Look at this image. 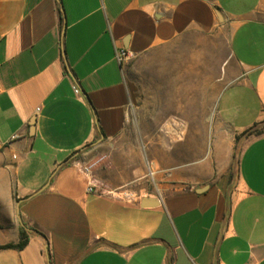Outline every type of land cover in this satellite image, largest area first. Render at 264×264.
Returning <instances> with one entry per match:
<instances>
[{
	"label": "crops",
	"instance_id": "obj_1",
	"mask_svg": "<svg viewBox=\"0 0 264 264\" xmlns=\"http://www.w3.org/2000/svg\"><path fill=\"white\" fill-rule=\"evenodd\" d=\"M160 47L212 63L229 133L206 157L180 153L158 193H101L85 159L138 102L124 60ZM263 120L264 0H0V144L17 198L0 245L27 232L0 264H264V132L240 138Z\"/></svg>",
	"mask_w": 264,
	"mask_h": 264
},
{
	"label": "rangeland",
	"instance_id": "obj_2",
	"mask_svg": "<svg viewBox=\"0 0 264 264\" xmlns=\"http://www.w3.org/2000/svg\"><path fill=\"white\" fill-rule=\"evenodd\" d=\"M191 55L173 59L170 47H160L124 60L139 99L123 133L98 142L85 159L96 190L122 198L130 193L131 199L143 188L140 194L158 193L166 167L180 153L188 161L201 159L224 141L229 130L214 109L220 87L216 69L205 57ZM15 186L13 161L0 144V213L7 207L15 214Z\"/></svg>",
	"mask_w": 264,
	"mask_h": 264
},
{
	"label": "trees",
	"instance_id": "obj_3",
	"mask_svg": "<svg viewBox=\"0 0 264 264\" xmlns=\"http://www.w3.org/2000/svg\"><path fill=\"white\" fill-rule=\"evenodd\" d=\"M261 125V130L258 129V126ZM261 132H264V120L260 123H254L249 128L245 129L241 135L240 138L246 137L250 134L256 133L259 134ZM239 139V137H238ZM27 242V232L25 231L23 226L19 227V240L16 243H7L0 245V248H16L20 249L22 248Z\"/></svg>",
	"mask_w": 264,
	"mask_h": 264
},
{
	"label": "built area",
	"instance_id": "obj_4",
	"mask_svg": "<svg viewBox=\"0 0 264 264\" xmlns=\"http://www.w3.org/2000/svg\"><path fill=\"white\" fill-rule=\"evenodd\" d=\"M127 57H129V53L126 52L125 50L120 49V50L116 51V58H117L118 61H122L123 59H125ZM74 91L75 92H78V89L75 86H74ZM85 169L88 170L87 167H85ZM88 189L91 190L92 189V186H89ZM124 196L127 199H131V194L130 193H126L125 192L124 193Z\"/></svg>",
	"mask_w": 264,
	"mask_h": 264
},
{
	"label": "water",
	"instance_id": "obj_5",
	"mask_svg": "<svg viewBox=\"0 0 264 264\" xmlns=\"http://www.w3.org/2000/svg\"><path fill=\"white\" fill-rule=\"evenodd\" d=\"M157 203H158V201H151V200H148V199H142V201H141V205L142 206H151V205H154V204H157ZM16 215H17L18 219H20L18 204L16 206Z\"/></svg>",
	"mask_w": 264,
	"mask_h": 264
},
{
	"label": "bare ground",
	"instance_id": "obj_6",
	"mask_svg": "<svg viewBox=\"0 0 264 264\" xmlns=\"http://www.w3.org/2000/svg\"><path fill=\"white\" fill-rule=\"evenodd\" d=\"M153 173H154V171H151V170H150V174L152 175Z\"/></svg>",
	"mask_w": 264,
	"mask_h": 264
}]
</instances>
